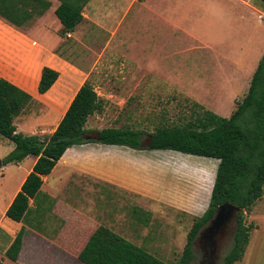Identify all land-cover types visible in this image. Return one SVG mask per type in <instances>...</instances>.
Segmentation results:
<instances>
[{
	"label": "crops",
	"instance_id": "1",
	"mask_svg": "<svg viewBox=\"0 0 264 264\" xmlns=\"http://www.w3.org/2000/svg\"><path fill=\"white\" fill-rule=\"evenodd\" d=\"M138 2L140 0H134L130 7ZM237 2L247 11L249 17L252 11L259 15V20L263 24L261 38L264 40V6H257L258 4L253 6L249 0H231L234 6H237ZM90 3L83 13L85 21L75 32L63 38L60 36L63 26L56 16V10L60 6L58 0H0V11L20 13L23 19L21 29H18L0 18V78L34 99V102L15 119L18 133L25 136L52 135L82 86L87 81L94 86V76L100 73L101 68H113L114 59L107 55H101L100 58L93 55V50L85 39L94 28L85 14L91 7ZM129 12L128 10V15ZM120 20L116 62L120 68L131 70L135 91H157V79L164 76V85L168 88L174 85L179 86L180 89L191 87V90L208 92L209 96L198 97L205 108L210 106L216 108L217 105L213 102L223 100L228 107L234 103L236 110L237 102L243 98H237V101L231 103L230 99L234 97L232 90L247 91L243 93L244 95L248 93L254 74L264 57L263 54L250 59L249 62L245 61L249 66L251 64L248 70L243 67L242 60L230 56L218 58L217 67L211 63L207 68L208 66L203 63L208 58L203 54H192L194 59H191L187 57L189 52L186 51L180 53V56L184 55V57L179 60L177 58L179 54L174 56V53L169 51L164 56V67L158 69L146 61L147 55H152L150 47L157 43V39L155 36H146L138 38L137 43L141 45L140 52L133 59V66L129 67L124 52L126 44L121 40L123 37L119 36L126 14ZM79 33L83 34L80 35L81 38L76 37ZM175 39L172 35L169 36L168 41L173 42ZM113 40L114 37L103 51L107 52ZM202 47L206 48L192 49L191 52L211 50L217 53L206 44H202ZM173 60L177 62L174 64ZM44 68L59 72L60 77L46 94H40L39 85ZM185 76H187L186 81ZM176 77L180 78L176 79ZM183 82L186 83L185 86ZM95 91L97 92L96 88ZM36 106L42 107L44 113L32 119L30 124L20 126L19 122L23 119L25 111L29 108L33 110ZM233 113L234 111L230 110L225 115L229 118ZM37 124L40 125V130H35ZM88 124L86 128L89 130ZM104 146L89 143L67 150L52 174L43 178L39 196L36 201L30 202L32 213L27 217L25 224L13 221L6 214L33 171L37 158L30 156L16 165L22 168L18 177L19 184L15 192L5 198V206L0 213V264H84L78 256L87 242L80 248L75 244L79 227L75 210L76 197L74 192L67 191L78 175L94 178L99 182L134 193L140 198L164 204L177 212L201 217L207 211L219 160L213 164V169V165L206 161L198 160L196 163L194 160L197 159L189 157L191 155L186 156L179 152L139 151ZM113 158L122 159V165H117V162L109 164ZM29 160H32L31 164L26 167ZM196 165L201 166L199 170L193 167ZM1 168L3 169L0 178L4 176L5 167ZM209 174L212 178L210 183L207 181ZM52 178L55 181H52ZM48 204L50 207H47ZM247 221L255 228L239 264H264V196L249 212ZM22 231H24L22 248L18 261L14 262L7 257V252Z\"/></svg>",
	"mask_w": 264,
	"mask_h": 264
},
{
	"label": "rangeland",
	"instance_id": "2",
	"mask_svg": "<svg viewBox=\"0 0 264 264\" xmlns=\"http://www.w3.org/2000/svg\"><path fill=\"white\" fill-rule=\"evenodd\" d=\"M249 1L253 6L255 4L264 6L259 0ZM133 2L134 0H92L91 7L85 12L89 23L94 25L91 32L85 36L93 50L92 54L99 58L101 55H107L114 59L113 68H101L100 73L93 79L98 95L105 101L104 112L90 118L88 127L93 132L129 126L152 133L160 123L171 124L187 119L196 104L202 106L198 97L209 96L208 92L191 90V87L180 89L179 86L173 85L168 88L164 85V76L157 79V91H135L131 70L120 68L116 62L118 26L125 14L126 20L119 36L123 37L121 40L126 44L124 52L129 67L133 66V59L140 52L141 45L137 43L138 38L146 36H155L157 39V43L150 47L152 55L148 54L146 61L158 69L164 67V56L169 51L173 52L174 56L179 54L177 55L179 60L184 57V55L180 56V53L186 51L189 52L187 57L191 59H194L192 54H203L208 58L203 63L208 66L207 68L211 63L217 67L218 58L230 56L242 60L246 70L251 64L249 66L245 61L249 62L250 59L264 54V40L261 38L263 24L259 20V15L252 11L249 17L247 11L238 2L237 6H234L231 0H140L130 7ZM80 35L83 34L79 33L76 37L81 38ZM172 35L176 39L169 42V36ZM112 37L114 40L107 52L103 51ZM123 44L120 46L122 47ZM202 44L215 49L217 53L211 50L191 52L192 49L206 48L202 47ZM146 45L147 43L144 44ZM173 62L175 64L177 61L173 60ZM186 77H184L185 81ZM183 84L185 86L186 83ZM246 92L239 89L232 90L234 97H231V103L237 101V98H244L243 93ZM213 103L217 105L216 108L202 107L225 118L228 111H235L234 103L231 107H228L223 100ZM29 109L23 114V119L19 122L20 126L30 124L32 119L44 113V109L40 106L33 107V110ZM36 127L35 130H40L39 124ZM144 142L148 145L149 137L145 136ZM14 149V143L0 135V160L7 157ZM189 157L197 159L194 160L196 163L200 160L213 165L217 161L197 156ZM209 160L211 161L208 162ZM31 161L29 160L25 166L29 167ZM113 162L121 166L123 161L120 158H113L109 164ZM193 167L199 170L201 166ZM212 167L214 169V165ZM21 170L22 168L15 164L5 166L4 176L0 178V213L5 206V198L9 194L12 195L18 187ZM211 180L209 174L207 181L210 183ZM52 181L55 179L52 178ZM207 186L206 188L209 189ZM68 190L74 192L76 197L75 210L79 225L75 241L77 248L84 245L98 227L106 226L135 245L143 247L160 260L168 264H178L195 216L177 212L164 204L140 198L134 193L88 176H76V181L70 184ZM47 207L50 205L48 204ZM148 212L151 218L150 216L148 218L150 215ZM147 220H150L148 225L145 224ZM232 244L233 237H230L220 248L213 264H222ZM195 254L196 259L192 264H202L204 251L196 246Z\"/></svg>",
	"mask_w": 264,
	"mask_h": 264
},
{
	"label": "trees",
	"instance_id": "3",
	"mask_svg": "<svg viewBox=\"0 0 264 264\" xmlns=\"http://www.w3.org/2000/svg\"><path fill=\"white\" fill-rule=\"evenodd\" d=\"M58 1L60 6L56 16L63 26L60 36L64 38L85 21L83 13L92 0ZM0 18L21 29L23 19L20 13L0 11ZM59 77V72L44 68L40 94H46ZM32 102L34 99L30 95L0 78V135L15 145L13 152L2 159V166L18 165L30 156L37 158L33 171L7 211L8 218L26 223L32 213L30 202L39 196L43 178L52 174L70 148L97 143L139 151H174L220 161L209 207L203 216L195 217L178 264L195 261V243L200 232L211 222L218 208L226 203L235 205L240 213L232 248L224 256L222 264H239L242 261L255 228L247 223L246 215L264 196V57L248 93L237 102L236 110L229 118L196 104L187 119L171 124L160 123L152 133L129 126L106 128L97 131L100 141H87L85 136L93 133L86 128L90 118L105 110V101L90 81L82 86L50 136H25L17 132L15 119ZM145 136L149 137L148 145L144 142ZM149 216L151 218V214ZM149 223L147 220L145 224ZM23 236L24 231L7 252V257L14 262L19 259ZM78 259L84 264H168L106 226H100L92 233Z\"/></svg>",
	"mask_w": 264,
	"mask_h": 264
},
{
	"label": "water",
	"instance_id": "4",
	"mask_svg": "<svg viewBox=\"0 0 264 264\" xmlns=\"http://www.w3.org/2000/svg\"><path fill=\"white\" fill-rule=\"evenodd\" d=\"M85 139L87 141H100V133H90L85 136ZM1 167L2 162L0 160ZM239 213V208L233 204L226 203L220 206L211 222L200 232L195 245L199 246L203 242H208L213 255L217 256L220 248L227 243L228 239L234 238L236 235Z\"/></svg>",
	"mask_w": 264,
	"mask_h": 264
},
{
	"label": "flooded vegetation",
	"instance_id": "5",
	"mask_svg": "<svg viewBox=\"0 0 264 264\" xmlns=\"http://www.w3.org/2000/svg\"><path fill=\"white\" fill-rule=\"evenodd\" d=\"M199 247L204 251L203 263L202 264H213L214 259L216 258L213 255L210 244L208 242H203Z\"/></svg>",
	"mask_w": 264,
	"mask_h": 264
}]
</instances>
